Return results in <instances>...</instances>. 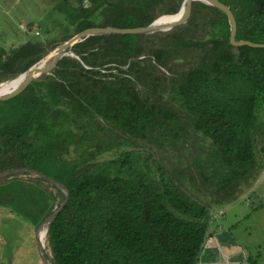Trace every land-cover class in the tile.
<instances>
[{
  "label": "trees",
  "instance_id": "obj_1",
  "mask_svg": "<svg viewBox=\"0 0 264 264\" xmlns=\"http://www.w3.org/2000/svg\"><path fill=\"white\" fill-rule=\"evenodd\" d=\"M183 1L89 0L79 32L147 27ZM218 1L235 16L237 41L264 44V0ZM230 36L222 10L195 2L187 23L170 32L87 38L74 46L77 58L64 57L0 102V173L35 170L69 191L48 231L54 264H198L210 207L176 183L179 173L126 147L162 151L189 129L209 145L193 164L217 206L237 200V188L258 173L264 48L236 47ZM45 51L32 40L13 50L0 45V83ZM112 151L114 158L99 159ZM262 155L263 167L264 145ZM56 198L39 181L0 183V207L11 203V217L36 227L62 205Z\"/></svg>",
  "mask_w": 264,
  "mask_h": 264
},
{
  "label": "rangeland",
  "instance_id": "obj_2",
  "mask_svg": "<svg viewBox=\"0 0 264 264\" xmlns=\"http://www.w3.org/2000/svg\"><path fill=\"white\" fill-rule=\"evenodd\" d=\"M0 7V45L7 50H13L21 47L29 40L40 42L44 44L46 50L43 57L79 34V18L89 16L91 11L89 0H7L5 3L0 0ZM83 9H85L84 12ZM2 10L9 11L7 13L9 16L5 17L1 12ZM81 11L82 13H80ZM102 11H96V16H99V18L104 17ZM165 15H162V12L159 11L157 19ZM11 24L12 26H9ZM69 57L77 58L76 55ZM56 67L57 65L51 70L50 74ZM116 72L114 71V73ZM262 103L256 113L258 123L261 126L259 135H257L259 160L257 176L251 177L250 183L246 187L245 184H241L236 190L237 200L223 207L217 206L213 197L216 195L214 189L201 181L198 169L193 164L196 160V154H201L202 149H208L209 145L196 137L191 130L187 129L188 133H181L180 137L174 138L176 142H179L178 145L170 142L162 151H158L156 148L148 149L142 146L140 142H137L134 147L125 146L127 149L140 150L145 159L149 158L153 164L154 162L159 163L169 173L174 171L179 173L178 176L175 175L176 183L197 202L207 205L211 209L212 219L207 239L209 241L216 240L213 243L216 251L239 253L240 257L246 256L240 264L246 263L248 258L264 264V166L262 167L264 101ZM94 137H104V135L98 133ZM115 153V151L105 153L99 159H112L115 157ZM153 166L156 170L157 167ZM8 177L7 180L19 178L39 181L42 187L57 196L56 207L60 206L63 201V198L59 195L60 190L52 186L51 183L49 184L47 180L40 181L39 176L16 173L11 175L10 178ZM7 180L4 178L0 180V183L4 184ZM2 206L0 207V235L3 239L0 242L2 263L44 264L37 239V230L42 223L36 227V225L29 224L22 219L20 220V218L11 217L8 210L10 208L14 210L15 207L11 203ZM218 246L219 249H217ZM47 250L48 255L53 260L50 246Z\"/></svg>",
  "mask_w": 264,
  "mask_h": 264
},
{
  "label": "water",
  "instance_id": "obj_3",
  "mask_svg": "<svg viewBox=\"0 0 264 264\" xmlns=\"http://www.w3.org/2000/svg\"><path fill=\"white\" fill-rule=\"evenodd\" d=\"M195 2H202L208 6L216 7L222 10L227 15L228 21L230 24L231 43L234 46L236 47L248 46L251 48H264V44H254L248 41H237V22H236L235 16L230 7L224 5L218 0H184L179 13H177L178 15L181 13L180 18H178L174 22L169 23V25H158V22H157L158 19H157L147 27L133 28V29H121V28L108 27V28H103V29H90V30H85L83 32H80L79 34L75 35L74 37H72L71 39H69L68 41L58 46L53 51H51L47 56L43 57L33 66H31L27 71L18 75L16 78H14L13 80H18V84L16 85L15 88L7 91L6 93L4 94L0 93V102L7 101V100L14 98L32 81L36 80L37 78L43 75L50 74L51 70L64 57L75 56L73 52L74 46L78 43L83 42L87 38L99 37V36H110V35H151V34L159 33V32H170L174 28H177L178 26H182L187 23L189 16H190L191 6ZM177 14H174V16ZM16 173H28V174L39 176L47 180L49 183H51L55 187H57V189L61 190L65 195V201L62 203L60 208L57 209L51 216H49L39 226V229L37 230L38 231L37 239H38L41 258L45 264H52L48 258V255L45 249L41 245L39 234L42 229H46L47 232L49 231L50 225L53 223V221L56 219L58 214L66 206L69 200V191L66 189L65 186H63V184L56 181L55 179L43 173H40L35 170H31V169L7 170L5 172L0 173V180H3L4 178H7L8 176H11Z\"/></svg>",
  "mask_w": 264,
  "mask_h": 264
},
{
  "label": "crops",
  "instance_id": "obj_4",
  "mask_svg": "<svg viewBox=\"0 0 264 264\" xmlns=\"http://www.w3.org/2000/svg\"><path fill=\"white\" fill-rule=\"evenodd\" d=\"M7 0H3V3H5ZM82 1V0H80ZM16 2V1H15ZM1 8V7H0ZM2 14H4L5 17L9 16L7 13L9 11L2 10ZM9 26H12L9 25ZM23 27V25H21ZM216 240H208L206 238L205 244L203 246V249L199 256V262L198 264H240L241 261H244L245 257H240L239 253H226V252H219L216 251V247L213 245ZM237 244V243H234ZM220 247L218 246L217 249ZM246 263L249 264H260L258 261L255 262L251 258H248V261ZM243 263V264H246Z\"/></svg>",
  "mask_w": 264,
  "mask_h": 264
},
{
  "label": "bare ground",
  "instance_id": "obj_5",
  "mask_svg": "<svg viewBox=\"0 0 264 264\" xmlns=\"http://www.w3.org/2000/svg\"><path fill=\"white\" fill-rule=\"evenodd\" d=\"M181 16V13L178 15H169V16H162L158 19V25H169V23L171 22H174L175 20H177L178 18H180ZM18 84V80H9V81H5L3 83H0V93L1 94H4L6 93L7 91L13 89L16 87V85ZM39 237H40V241H41V245L43 246V248L45 249L46 253H47V249L49 247V240H48V232L46 231V229H42L40 231V234H39ZM48 255V253H47ZM54 256V254H53ZM48 258L50 260V262L52 264H54L51 256L48 255Z\"/></svg>",
  "mask_w": 264,
  "mask_h": 264
}]
</instances>
